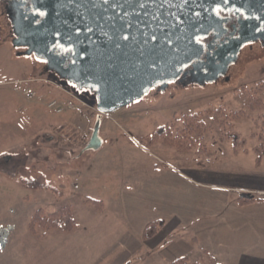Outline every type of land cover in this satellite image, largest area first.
Segmentation results:
<instances>
[{
  "label": "rangeland",
  "instance_id": "rangeland-1",
  "mask_svg": "<svg viewBox=\"0 0 264 264\" xmlns=\"http://www.w3.org/2000/svg\"><path fill=\"white\" fill-rule=\"evenodd\" d=\"M11 41L0 15V229H8L0 264H162L143 241V173L155 163L214 162L221 152L247 166L263 158L258 46L244 50L229 81L171 84L101 114L91 94L46 72L41 60L18 57ZM99 119L103 146L85 150ZM28 179L52 189L29 188ZM65 208L72 230L32 227L38 210L49 217ZM130 212L142 214L131 219Z\"/></svg>",
  "mask_w": 264,
  "mask_h": 264
},
{
  "label": "crops",
  "instance_id": "crops-1",
  "mask_svg": "<svg viewBox=\"0 0 264 264\" xmlns=\"http://www.w3.org/2000/svg\"><path fill=\"white\" fill-rule=\"evenodd\" d=\"M216 159L188 167L155 163L143 173V241L162 264L182 256L194 264H264V155L251 166L222 152ZM241 194L254 201L240 204ZM158 220L164 225L145 238L146 226Z\"/></svg>",
  "mask_w": 264,
  "mask_h": 264
},
{
  "label": "flooded vegetation",
  "instance_id": "flooded-vegetation-1",
  "mask_svg": "<svg viewBox=\"0 0 264 264\" xmlns=\"http://www.w3.org/2000/svg\"><path fill=\"white\" fill-rule=\"evenodd\" d=\"M136 2L137 0H78L77 4L82 9L76 18L78 26L73 37L70 35L73 31L67 32L64 28L56 27L58 32L53 37L49 31V38L45 33L36 42L33 40L36 29L47 18L48 8L58 5L56 0H0V15L10 22L11 42L19 49L18 57H34L41 60L45 64L46 72L55 74L63 82L75 87L78 92L91 94L98 103L97 84L80 89L77 84L62 78L59 72L68 74L74 63H82L85 57L82 50L84 45L93 44L97 53H100L97 25L100 27V24L106 22V18L100 17V14L111 6L126 3L131 5ZM146 5L190 9L194 38L189 46L190 53L185 58L175 59L182 60L177 69L169 71L166 79L156 81L155 86L134 103L141 101L153 90L166 91L171 84L187 87L206 86L224 78L229 81V71L239 62L245 49L253 50L255 46L264 49V0H143V6ZM93 9H97L96 18L88 16ZM89 21L95 25H89ZM179 21L182 22V18H179ZM72 25L75 26L74 23ZM128 37V34L124 35L125 39ZM15 42L18 46H15ZM73 42H76L80 50L75 49ZM30 43L38 48L40 54L51 55L52 60L39 58ZM113 52L115 50H111V53ZM74 55L77 56L76 60ZM111 60L115 61L114 58ZM162 77H165V74L160 75V78ZM79 79L81 84L87 81L84 77Z\"/></svg>",
  "mask_w": 264,
  "mask_h": 264
},
{
  "label": "water",
  "instance_id": "water-1",
  "mask_svg": "<svg viewBox=\"0 0 264 264\" xmlns=\"http://www.w3.org/2000/svg\"><path fill=\"white\" fill-rule=\"evenodd\" d=\"M56 1L58 5L48 8L47 18L36 29L33 38L35 42L45 33L49 38V31L53 37L58 32L56 27L64 28L67 32L73 31L70 34L73 37L78 26L76 18L82 8L78 6V0H62V4L59 0ZM189 10L186 7L143 6V0H137L131 5L126 3L107 8L100 14V17L106 18V22L100 24V27L97 25L100 53H97L95 45H84L82 50L85 57L82 63H74L68 74L59 72L60 76L77 84L80 89L97 84V106L101 114L111 113L134 103L155 86L156 81L166 79L169 71L177 69L182 60L175 59L185 58L190 53L194 24ZM96 12L97 9H93L88 16L96 18ZM179 18L183 21L180 22ZM89 25L95 24L89 21ZM125 34L129 35L128 39L124 38ZM76 42H73L75 49L80 50ZM14 44L18 46L17 42ZM29 45L35 48L39 58L52 60L51 55L40 54L35 45ZM111 50L115 52L111 53ZM74 59H77L76 55ZM162 74L165 77L160 78ZM81 77L87 80L83 84L79 79ZM100 130L99 119L85 150H99L103 146ZM241 197L252 196L241 194Z\"/></svg>",
  "mask_w": 264,
  "mask_h": 264
},
{
  "label": "trees",
  "instance_id": "trees-1",
  "mask_svg": "<svg viewBox=\"0 0 264 264\" xmlns=\"http://www.w3.org/2000/svg\"><path fill=\"white\" fill-rule=\"evenodd\" d=\"M190 117L194 119L195 116L194 114L193 115L190 114ZM164 131H165V128H161L160 132L163 133ZM24 184L27 187L32 188V189H52L51 185L43 184L40 181L32 180V179L24 180ZM253 201H254L253 197L251 198L240 197L239 198L240 204H247ZM36 223H40L47 227L59 226L67 230H72L75 226V221L73 217L71 216L68 208L52 213L49 217L44 216L42 210H38L33 218L32 227H34ZM163 225H164V222L162 220L149 223L145 228L144 237L145 238L153 237L154 235L157 234V232L159 231V229H161ZM169 264H194V263L190 262L187 256H182L180 258L175 259Z\"/></svg>",
  "mask_w": 264,
  "mask_h": 264
},
{
  "label": "bare ground",
  "instance_id": "bare-ground-1",
  "mask_svg": "<svg viewBox=\"0 0 264 264\" xmlns=\"http://www.w3.org/2000/svg\"><path fill=\"white\" fill-rule=\"evenodd\" d=\"M8 229H0V244H4Z\"/></svg>",
  "mask_w": 264,
  "mask_h": 264
},
{
  "label": "built area",
  "instance_id": "built-area-1",
  "mask_svg": "<svg viewBox=\"0 0 264 264\" xmlns=\"http://www.w3.org/2000/svg\"><path fill=\"white\" fill-rule=\"evenodd\" d=\"M52 104L55 105V104H57V103H56V102H53Z\"/></svg>",
  "mask_w": 264,
  "mask_h": 264
}]
</instances>
